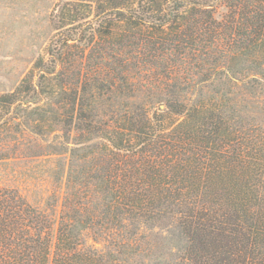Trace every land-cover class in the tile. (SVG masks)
Returning a JSON list of instances; mask_svg holds the SVG:
<instances>
[{
    "label": "trees",
    "instance_id": "16d2710c",
    "mask_svg": "<svg viewBox=\"0 0 264 264\" xmlns=\"http://www.w3.org/2000/svg\"><path fill=\"white\" fill-rule=\"evenodd\" d=\"M49 21L0 151L54 133L66 186L40 208L0 185V264H264V0H56Z\"/></svg>",
    "mask_w": 264,
    "mask_h": 264
},
{
    "label": "rangeland",
    "instance_id": "374dc122",
    "mask_svg": "<svg viewBox=\"0 0 264 264\" xmlns=\"http://www.w3.org/2000/svg\"><path fill=\"white\" fill-rule=\"evenodd\" d=\"M55 5L56 0H0V94L15 89L45 53L54 35L49 19ZM24 130L14 133L17 139L5 137L10 143L0 151V185L16 188L30 203L46 208L48 197H61L65 190L67 156L54 155V133L43 137ZM59 213L60 202L52 211L56 223Z\"/></svg>",
    "mask_w": 264,
    "mask_h": 264
}]
</instances>
